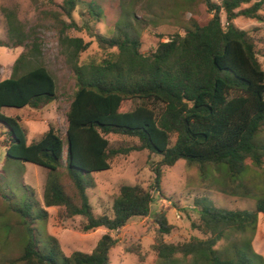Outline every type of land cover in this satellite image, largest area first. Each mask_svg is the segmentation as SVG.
<instances>
[{
	"label": "trees",
	"instance_id": "16d2710c",
	"mask_svg": "<svg viewBox=\"0 0 264 264\" xmlns=\"http://www.w3.org/2000/svg\"><path fill=\"white\" fill-rule=\"evenodd\" d=\"M199 1L212 18L205 24L191 21L185 35L176 33L148 54L142 52L141 37L128 12L113 35H94L108 51L106 56L100 62L82 64L81 56L90 43L68 35L71 29H80L74 15L81 4L99 21L103 11L94 1L63 0L59 5L46 0L43 20L58 32L76 90L67 112L65 136L49 126L43 137L32 143L20 118L5 115L3 109L41 110L59 98L58 82L44 62L38 29L28 28L16 7L2 8L7 40H0V47L23 48L11 76L0 82L6 159L49 170L44 205L61 208V222L80 216L85 221L84 232L102 227L108 230L92 253L76 251L66 256L59 240L46 234L49 212L33 191L24 186L17 195L11 186L9 191L0 187V196L10 202L8 210L18 218L15 224L5 223L4 234L18 238L19 264H110V252L118 244L112 232L122 230L131 219L150 217L152 191L165 195L163 168H172L180 160L199 165L202 175L208 165L226 166L231 177L245 174L249 165L264 169V68L256 44L234 23L241 16L260 19L264 0L246 9L241 8L253 0ZM130 101L141 104L123 111ZM150 103L159 107H150ZM109 135L136 138L139 144L113 147ZM136 151H148L158 158L151 165L154 180L150 188L121 185L112 216H96L88 195V190L96 187L93 174L111 170L113 159ZM193 209L198 217L191 226L202 237L178 244L164 240L174 229L166 214L160 209L153 216L158 228L152 250L158 264L264 262L254 249L259 216L264 217V196L251 210L221 208L205 196L194 200ZM223 242L227 244L222 246Z\"/></svg>",
	"mask_w": 264,
	"mask_h": 264
},
{
	"label": "rangeland",
	"instance_id": "374dc122",
	"mask_svg": "<svg viewBox=\"0 0 264 264\" xmlns=\"http://www.w3.org/2000/svg\"><path fill=\"white\" fill-rule=\"evenodd\" d=\"M61 4L63 0H55ZM94 1L103 11L99 21L86 12V5L81 4L74 18L79 30L71 29L70 37L82 38L90 43L89 49L81 56L80 61L89 63L100 62L108 51L104 50L94 35L111 36L116 25L123 20L128 12L130 22L139 33L142 41V52L148 54L156 49L159 42L168 41L173 35H185L191 28V21L205 24L212 18L206 5L199 0H84L85 3ZM221 4L223 0H213ZM257 0L243 5L241 9L252 7ZM46 0H0V40L6 42V21L2 8L16 7L19 18L28 28L36 27L43 42L44 62L55 76L59 87V98L41 110L5 108L3 113L9 117H19L21 126L26 131L29 143L39 141L53 126L64 137L67 130V112L72 95L76 90L75 76L68 66L59 45L56 29L48 21L43 20L42 10L47 9ZM58 9V8H57ZM260 19L238 17L235 25L246 32L256 44L259 60L264 68V5L259 12ZM222 22L226 25V16L222 14ZM23 51V48L0 47V82L12 74V66ZM141 101L127 102L123 111H132ZM150 107H159L150 103ZM0 124V187L7 190L8 186L16 192L26 186L34 193L35 199L49 212L45 223L46 234L55 236L66 256L76 251L92 253L100 238L108 232L98 228L84 232L85 222L80 216L61 222L58 213L61 208H46L44 193L49 170L37 165L18 160L6 159L4 135ZM113 147H126L139 144L138 139L121 135L107 137ZM67 147L65 148V151ZM66 158V153H65ZM158 158L150 156L148 151H136L127 156H117L111 161V170L94 173L96 187L88 190L90 203L96 216L107 214L112 216L114 200L123 184H141L150 188L154 180L151 165ZM65 170V161L62 172ZM71 190V182L66 179ZM162 188L165 195L152 191L154 202L148 218L131 219L119 232H112L118 244L110 252V264H158L152 246L157 234V226L153 216L161 209L167 216L174 229L165 235L168 243L178 244L192 237H202L201 233L191 226L192 220L198 217L194 211V200L207 197L216 206L230 210L254 209L260 197L264 196V169L253 165L248 166L245 174L231 177L226 166L208 165L204 175L197 164H188L180 160L172 168H163ZM24 189V188H23ZM70 192H73L72 190ZM20 193V191H19ZM23 193V192H21ZM8 200L0 196V264H19V244L16 236H5V223L15 224L18 220L8 210ZM227 242H223L226 245ZM254 249L264 258V217L259 216V225L254 237ZM141 254L142 258L138 255ZM258 264H264L258 263Z\"/></svg>",
	"mask_w": 264,
	"mask_h": 264
}]
</instances>
